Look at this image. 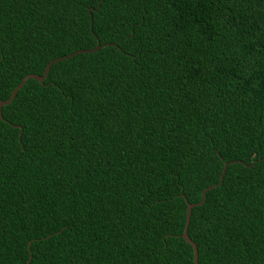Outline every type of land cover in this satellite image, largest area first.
Here are the masks:
<instances>
[{
  "label": "trees",
  "instance_id": "trees-1",
  "mask_svg": "<svg viewBox=\"0 0 264 264\" xmlns=\"http://www.w3.org/2000/svg\"><path fill=\"white\" fill-rule=\"evenodd\" d=\"M59 57L0 107V264H193L224 162L197 262L264 264V0H0V100Z\"/></svg>",
  "mask_w": 264,
  "mask_h": 264
},
{
  "label": "water",
  "instance_id": "water-1",
  "mask_svg": "<svg viewBox=\"0 0 264 264\" xmlns=\"http://www.w3.org/2000/svg\"><path fill=\"white\" fill-rule=\"evenodd\" d=\"M98 48H100V44L97 42V44L95 45V47L92 48L91 50H81V51H95V50H97ZM76 52H77V51L72 52V53H70L69 55H66L64 58H68V57H70L71 55H73V54L76 53ZM59 59H62V57H59V58H55V59L50 60V61L45 65L44 70H43V73H42L41 75H35V74H27V75H25V76L20 80V82H19V83H18V84H17V85L11 90V92H10L8 98H7L6 100H0V107H1L2 105H6L7 103H9V102L12 100V98H13L15 92L17 91V89H19V88L23 85V83L25 82L26 79L32 78V79H35V80H37L38 82L41 83V82L43 81V79L45 78L46 74H47V71H48V68H49L50 64L53 63V62H55V61H57V60H59ZM228 163H229V162H228ZM226 164H227V163L224 162L223 165H222L221 172H220V175H219V177H218V182H217L216 184H214V185H209V186H207L206 188H204V189L201 191V198H200L199 202H198V203H195V204H188V203L186 204V208H185V223H184V226H183V229H182L181 237H182V238L184 239V241H185L186 243H188V244L191 246V248H192V261H193V264H197V249H196L195 244H194V243L188 238V236H187V225H188V221H189V209H190L192 206H196V205L201 204L202 201H203V198H204V193H205V191L210 190L213 186H217V185L220 183V181L222 180V177H223L224 171H225V165H226ZM26 263H27V262H26Z\"/></svg>",
  "mask_w": 264,
  "mask_h": 264
},
{
  "label": "snow or ice",
  "instance_id": "snow-or-ice-1",
  "mask_svg": "<svg viewBox=\"0 0 264 264\" xmlns=\"http://www.w3.org/2000/svg\"><path fill=\"white\" fill-rule=\"evenodd\" d=\"M197 264H199V262H197Z\"/></svg>",
  "mask_w": 264,
  "mask_h": 264
}]
</instances>
